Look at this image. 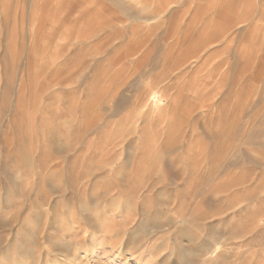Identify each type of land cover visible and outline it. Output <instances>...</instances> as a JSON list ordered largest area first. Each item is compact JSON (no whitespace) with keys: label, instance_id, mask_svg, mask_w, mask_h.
<instances>
[{"label":"rangeland","instance_id":"obj_1","mask_svg":"<svg viewBox=\"0 0 264 264\" xmlns=\"http://www.w3.org/2000/svg\"><path fill=\"white\" fill-rule=\"evenodd\" d=\"M0 264H264V0H0Z\"/></svg>","mask_w":264,"mask_h":264}]
</instances>
